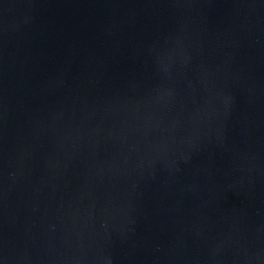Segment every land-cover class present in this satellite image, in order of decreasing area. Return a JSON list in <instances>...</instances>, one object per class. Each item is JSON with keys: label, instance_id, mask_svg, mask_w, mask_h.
<instances>
[{"label": "water", "instance_id": "water-1", "mask_svg": "<svg viewBox=\"0 0 264 264\" xmlns=\"http://www.w3.org/2000/svg\"><path fill=\"white\" fill-rule=\"evenodd\" d=\"M0 264H264V0H0Z\"/></svg>", "mask_w": 264, "mask_h": 264}]
</instances>
